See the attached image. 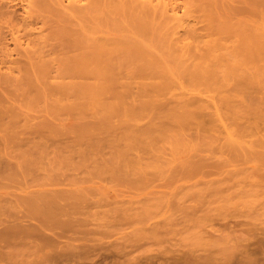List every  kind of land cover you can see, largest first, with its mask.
Here are the masks:
<instances>
[{"label": "bare ground", "instance_id": "6f19581e", "mask_svg": "<svg viewBox=\"0 0 264 264\" xmlns=\"http://www.w3.org/2000/svg\"><path fill=\"white\" fill-rule=\"evenodd\" d=\"M259 7H264V0H0V120L7 118L11 123L22 117L21 109L18 112L19 108L9 103L19 96L26 105L50 100L51 108L57 105L61 110L66 108L62 117L75 115L74 111L67 114V109L77 113L76 109L86 104L94 105L96 111L102 108L105 117L102 123L112 125L113 117H118L116 121L127 124V131L120 139L123 145L112 152L110 162H99L96 166L114 174L122 172L129 179L135 175L143 179L150 169L160 168L159 162L166 159L168 148L173 157L180 148L194 147L191 142L202 133H208L205 138L209 142L215 140L218 135L214 133L220 127L228 138L224 146L231 152H226L229 157L214 153L210 154L212 158L205 155L198 161L192 153L197 161L190 156L178 163V169L179 165L186 168L196 165L189 171L196 170L206 177L197 182L201 187L196 196L199 200L206 199L209 207L214 202H220L219 207L224 208L250 201L253 205L250 202L247 205L255 208V202L264 198V142L261 145L258 137L254 139L259 121L234 128L233 124L243 117L241 99H245L238 94H242L244 87L252 88L251 91L255 87L259 90V84L264 87V19L259 22ZM10 40L15 43L14 48L9 47ZM23 40L31 42L24 47ZM50 40L53 42L48 43ZM15 52L18 57L13 56ZM258 98L255 99L259 102ZM61 110L57 111L61 114ZM51 112L53 115L52 109ZM54 115L57 118L56 112ZM225 116L233 120L232 125L225 122ZM187 134H194L195 140ZM246 137L254 138L246 140ZM257 145L262 150L256 149ZM215 156L222 159L214 161ZM188 159L194 162L187 163ZM213 173L215 177L207 178ZM61 193L40 208L30 207L39 216L31 230L30 225L23 228L15 223L0 229V246L1 240L14 237V242L19 238L25 243L31 241L42 250L50 247L47 240L53 237L42 228L52 230L60 225L64 229L71 221L67 218L69 213L73 217L80 213L76 209L84 198L73 191L70 196ZM235 216L236 213L232 218ZM229 218L221 215L223 231L235 228ZM84 220L90 223L86 217ZM38 240L39 247L33 242ZM262 242L259 259L247 247L241 256L230 255V249L235 247L232 244L221 249L225 258L220 264H264Z\"/></svg>", "mask_w": 264, "mask_h": 264}, {"label": "rangeland", "instance_id": "374dc122", "mask_svg": "<svg viewBox=\"0 0 264 264\" xmlns=\"http://www.w3.org/2000/svg\"><path fill=\"white\" fill-rule=\"evenodd\" d=\"M19 11H22L21 13L24 11L20 4ZM261 17H264V7H259V22L264 19ZM30 42L23 40L22 46L25 47ZM52 42L53 40H50L48 43ZM9 45L10 48L16 46L11 40ZM13 56L18 57L16 52L13 53ZM255 88L258 90L257 87ZM246 89L242 88V94L241 92L238 94L245 99H241L242 102L244 101L242 103L244 105V107L242 106L243 117L233 124L235 125L233 128L248 124L249 121L255 122L257 119L259 132L253 138L257 139L258 137L259 143L263 145L264 87L259 84V94L256 89L255 91H251L252 88L249 89V87ZM214 94L218 97L216 92ZM212 96L214 95L212 94ZM252 96L256 97L252 98ZM21 98L19 96L20 100ZM255 98H258L259 102ZM16 99L18 98L16 97ZM16 99L14 102L11 99L9 103L18 107V112L20 109L22 110L19 112V115L23 112L22 117L18 118V116L17 121L14 118L15 122L9 120L12 124L7 121V118L5 121L0 120V229L15 223L23 228L30 225L28 228L31 230L37 224L39 216L36 212H32L30 207H42L57 193L64 194L65 192L64 196H70L73 191L84 198L81 202L83 204H81L82 207L80 206L81 209H76L80 210L78 211L80 213L77 214L71 210L77 216L75 217L74 214L73 217V214L70 213L71 217L67 216V218H71L69 222L73 223L72 227L69 223L68 226L63 225L62 227L65 226V228H61L62 230L59 228L60 225L57 226L58 229L56 227L52 230L42 228L45 233H51L49 237H53L47 240L50 241V247L42 250L36 248L31 241H26L29 242L27 244L19 238V240L17 239L18 243L14 242V237L13 240L12 237H9L12 241L5 243L6 245L3 241H8L9 238L1 240L3 245L0 246V264H220L225 258L221 249L225 246L230 247L232 244L235 247L229 248L230 255L241 256L247 247L246 250L253 257L259 259L261 256L259 255L261 254L259 251L261 245L259 246V244L264 240V201H262L264 198L260 199L261 202L257 201L259 204L255 202V208L251 206L253 203L246 201L245 205L244 202L238 204L242 205L241 207L233 204L227 205L228 207H225L228 210L224 207L226 211L219 207L220 202H214L210 205L213 209L211 211L207 200H199L196 196V192L201 187V185H196L197 182L206 179V177L200 175L196 170L189 171L196 165L187 167L188 169L183 166L185 171L179 165L180 169H178V163L186 161L190 156L192 158L193 154L197 160L205 155L207 158H212L210 154L214 156V153H217L216 155L224 153L223 157H229L230 154L227 155L226 152L230 151L224 146L228 139L225 138L224 129L218 127L219 131L218 129L214 130V134L218 137L215 140L213 138L211 142H209L210 139L205 138L208 133H205L206 135L202 133L200 138H196L194 134H187L193 140L196 138L194 143L191 142L194 147L183 148L184 150L180 148L181 151L176 150L178 154L177 152L173 153V157H171V150L166 147L168 148L166 149V159L162 158V162H159L162 164L160 168L150 169L143 179H139L136 175L129 179L122 172L121 175L114 174L110 170L105 171L102 166L103 169L99 167L100 171L96 166L99 162L108 164L112 159V152L123 145V140L120 139H123L126 134L127 124L117 122L118 117H113V124L107 125L102 123L105 118L103 109L99 108L97 111L102 110L97 112L94 105V108L90 104L88 106L86 104L84 107L80 106L76 109L77 113L75 110L67 109V114L74 111L76 116L79 114L78 117L74 113V117L72 113L62 117L61 115L66 113L63 111L62 114V110L66 108L61 110V107L56 104L61 110L60 114L57 111L58 108L53 107L54 104L52 105L54 109L51 108V105L49 106V103H52L50 100H48L49 103L40 100L26 105L19 99V103H17ZM63 100L64 102L68 101L67 99ZM1 103L10 105L7 102V104ZM51 109L54 114L56 112L57 118L51 114ZM81 110L85 112L82 113ZM25 114L29 116V119ZM80 114H83L82 117H79ZM226 120L227 124L232 125L233 120L229 117H226ZM2 122L7 124L3 125ZM188 136L187 139H189ZM253 138L246 137L244 139L252 140ZM192 139L189 140L193 141ZM259 145L256 146V149H264L263 147L260 149ZM134 153L132 151V156ZM220 157L218 158H223ZM216 158L215 156L213 160L215 161ZM92 159L98 161L94 163ZM167 159L170 162L165 163ZM189 159L187 163L197 161L192 158L191 160L194 161L189 162ZM248 164L251 165V163ZM174 167L183 172L177 170L176 172ZM215 176L216 174L213 173L207 178ZM247 202H250L251 205H247ZM262 202L263 205H261ZM33 204L34 206H31ZM235 213L237 217L232 218ZM221 215L230 216V223L236 229L230 228V231L229 228H226L223 231ZM78 217L80 218L79 222L77 221ZM85 217L87 220L89 219L90 223L84 220ZM236 221L251 224L235 225ZM54 232L59 235H54ZM62 236L63 238H61ZM224 236H228L229 239L231 237L230 241ZM54 238L57 242H54ZM235 240L241 241V245ZM33 242L35 245L40 243L39 240ZM54 245L58 249L55 253ZM50 248H53L54 256H52ZM32 253H36V255ZM43 256L50 258L45 259L46 257ZM34 259L36 261H33Z\"/></svg>", "mask_w": 264, "mask_h": 264}]
</instances>
